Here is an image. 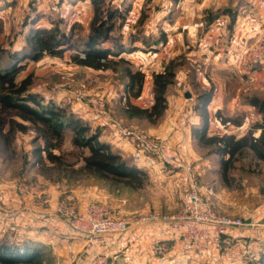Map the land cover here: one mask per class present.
Wrapping results in <instances>:
<instances>
[{
  "label": "rangeland",
  "instance_id": "rangeland-1",
  "mask_svg": "<svg viewBox=\"0 0 264 264\" xmlns=\"http://www.w3.org/2000/svg\"><path fill=\"white\" fill-rule=\"evenodd\" d=\"M107 1L121 8L130 7L126 20L130 22L120 30L124 43L128 45L133 35L144 38L133 44L136 51L123 55L131 61L134 69L159 73L171 59L177 58L176 61L182 64L178 73L185 72L189 77L193 74L196 77L198 69L207 68L209 64H204L207 59L216 61L218 57L217 61L221 62L227 57L235 58L231 37L228 36L224 46L216 45L218 40L209 32V27L227 17L224 29L232 33L237 16L243 15L241 8L248 4L247 0ZM78 2H5L0 5V47L8 51L21 50L28 33L38 28L72 35L75 42L83 40L89 33L92 18L89 22L85 18L78 19L80 13L76 12L84 14L82 11H85L73 9ZM143 13L146 20L140 29L138 21ZM160 32H165V42L157 41ZM118 34L115 32L114 35ZM262 34L264 32L250 39L253 41L244 47V54ZM145 40L156 41L148 48ZM178 42L180 48L176 46ZM75 52L76 49H70L63 57L27 60L22 63L26 66L22 67L17 79L29 78V92L38 95L45 104L50 102L76 114L93 131L100 130L102 134L103 128L109 126L115 131V136H119L117 130L120 125L135 132L148 133L164 143L149 131L146 121L126 117L123 108L128 94L122 79L123 68L115 72L81 67L70 60ZM172 55L173 58L169 59ZM142 59L143 63L139 62ZM196 92V87H191V93L196 95ZM180 98L185 97L181 94ZM141 99L144 105L149 103L148 98L143 97L131 101L138 105ZM100 102L104 103L103 114L99 113ZM91 121L101 122L103 126L93 125ZM213 128H209L210 136L234 134L239 137L249 129L236 132L228 125L223 129L226 132H219ZM34 138L35 132L30 129L27 133H17L10 149L0 142V243H6L20 254L27 247L36 246L40 251L36 262L40 264H93L99 258L105 259L106 264H133L134 254L141 249L139 230L152 234L149 243L155 262L145 264H256L264 254V163L256 164L250 156L240 158L229 171L228 179L224 180L219 158L210 153V148L191 142L190 151L194 155L191 158L185 148L180 152L164 146L166 153L180 160V168L166 167L154 157L151 160L157 164L158 170L152 173L135 162L147 173V180L142 189L133 190L122 184L74 176L69 171L61 172L48 162L46 166L39 165L32 151L42 142L34 144ZM63 150L76 153L70 137ZM69 161H75L74 157ZM193 193L199 201L202 200V205L191 201ZM64 200L79 211L88 205H99L112 217L131 222L147 216H156L159 220L134 225L126 235L108 236L103 244L90 247L58 213V204ZM186 207L190 208L191 216L201 215L209 207L219 216L240 219L244 226L229 230L226 236L192 241L184 229L176 227L175 220H162L163 217L179 215ZM212 229L215 228L210 227L209 230Z\"/></svg>",
  "mask_w": 264,
  "mask_h": 264
},
{
  "label": "trees",
  "instance_id": "trees-1",
  "mask_svg": "<svg viewBox=\"0 0 264 264\" xmlns=\"http://www.w3.org/2000/svg\"><path fill=\"white\" fill-rule=\"evenodd\" d=\"M90 1L93 17L89 33L83 40L75 42L72 35L66 36L50 29L38 28L28 33L21 50L8 51L0 47V142L10 149L17 133H27L33 129V143L42 142L32 151L39 165L46 166L48 162L53 168L61 172L69 171L74 176L114 182L140 190L145 185L147 173L139 168L132 158L124 157L111 143L101 140L100 130L93 131L91 126L83 123L76 114L66 108L53 106L50 102L45 104L38 95L29 92V78L21 81L17 79L22 67L26 66L22 65L23 62L39 61L45 56L63 57L66 50L76 49L70 56L75 65L115 72L118 68H123L122 79L128 94L123 111L128 119L146 121L149 127L158 126L163 121L168 109V97L177 85L176 77L182 64L176 61L177 58H173L162 72L153 73L152 105L147 108L135 105L131 99L141 98L146 75L142 70L134 69L131 61L123 55L136 51L133 44L144 38L133 35L128 45L124 43L120 30L126 23L130 7L121 8L107 0ZM145 20L143 13L138 21L140 29L143 28ZM115 32L119 34L114 35ZM155 41L144 42L150 48ZM157 41H166L165 32L159 33ZM190 78L197 91L193 111L200 119L199 124L191 128L192 141L202 148H210V153L219 158L223 179H228L229 171L240 158L250 156L256 164L264 163V93H254L243 100V103L253 107L259 116V121L253 123L244 135L210 136L208 107L213 98L214 87L202 89L194 83V74ZM216 116L224 125L231 123L241 126L244 113L233 119L225 118L219 112ZM68 137L72 147L77 150L76 153L63 150ZM72 157L75 161L70 163L69 158ZM39 252V249L33 246L27 247L20 254L6 243H0V264H33L39 260ZM256 264H264V254L258 258Z\"/></svg>",
  "mask_w": 264,
  "mask_h": 264
},
{
  "label": "crops",
  "instance_id": "crops-1",
  "mask_svg": "<svg viewBox=\"0 0 264 264\" xmlns=\"http://www.w3.org/2000/svg\"><path fill=\"white\" fill-rule=\"evenodd\" d=\"M247 1V6L241 8V13L243 12V15L237 16L232 33H228L224 29L228 22L227 17L221 18L218 23L209 27V32L214 34V38L218 40L216 45L224 46L225 42L227 43L226 39L228 36L231 37L230 44L233 46V50H235V58L230 56L231 58L227 57L226 61L222 60L221 62L217 61L218 57H216V61H208L207 59L204 64H209L208 67H204L202 70L198 69L194 81V83L205 90L210 89L212 86L214 87L213 98L208 109L210 113V126L214 127L213 129L219 132L221 130L224 131V127L228 125L234 127L236 132H242L250 128L253 123L259 121V116L255 113L254 108L245 105L243 100L245 97L254 93H264V61L258 65H251L245 59L244 47H247V45L253 41H250V39L256 34L264 32V0ZM5 2H9V0L1 2L0 5L2 6ZM78 8L85 9V11H82L84 14L76 12L80 13V15L77 16L78 19L83 20L85 18L87 19L86 21L89 22L93 16L90 0L83 2L79 1L73 9L77 10ZM128 22H130V20L126 22L125 27L128 26ZM176 46L180 48L179 42L176 43ZM177 51L179 52V50ZM170 58H173V55L169 57V59ZM143 61L142 59L139 62L143 63ZM162 69L163 66L159 71ZM143 72L146 77L141 98H148L149 103L144 105L141 99V101H138V105L147 108L153 103L152 73H149L147 70ZM176 80V89L168 97V109L165 118L157 128L150 127L149 131L162 139L164 142L163 145L167 149L171 148L173 150L175 148L181 152L182 149L185 148L186 153L190 154L189 156L191 158H194L193 153L190 151L191 142H193L191 128L194 125H198L200 119L193 111L196 99V95L191 93L193 81L185 72L181 71L177 74ZM186 93L190 94V99L185 96ZM181 94L184 95V99L180 98ZM218 112L223 117L231 119L244 113L243 122L241 126H235L231 123L224 125L216 116ZM99 124L103 126L101 122H93V125ZM244 134L245 133L242 132L240 136ZM101 139L111 143L124 157L132 158L138 166L143 168L146 167L152 173L158 168L157 164L152 161L151 158H147L141 154L136 155L134 147L124 139L119 138L117 134L115 136V131L113 132L111 127L108 126L103 128ZM137 232L140 239L138 243L141 249L134 254L136 258L132 263L145 264L146 262H155L149 243L152 234L143 232L142 230ZM136 236L137 235H135L134 238Z\"/></svg>",
  "mask_w": 264,
  "mask_h": 264
},
{
  "label": "built area",
  "instance_id": "built-area-1",
  "mask_svg": "<svg viewBox=\"0 0 264 264\" xmlns=\"http://www.w3.org/2000/svg\"><path fill=\"white\" fill-rule=\"evenodd\" d=\"M246 60L251 65H258L264 61V35L253 42L245 52ZM99 113L104 112V103L98 104ZM118 125V124H117ZM118 135L125 141L130 143L136 155L148 156L151 159L159 158L162 163L171 169L180 168V160L169 155L164 150L163 143L156 140L155 137L145 132H135L126 127L118 125ZM190 199L195 205H202L196 193L191 194ZM196 207V206H195ZM190 208L186 207L175 217H163L162 220L176 222L177 228L185 230L187 238L192 241L207 239L210 237L226 236L231 229L243 228L244 224L240 219H232L229 217L219 216L212 213L209 207L202 212L201 215L189 213ZM58 213L66 219L69 226L73 228L75 233L82 237L86 244L94 247L97 244H103L108 236L126 235L134 225H141L144 222L150 223L159 220L156 216L142 217L133 222L126 219H117L110 215V212L99 205H88L83 211L76 209L70 202L64 200L58 204ZM204 227H201V226ZM210 227H214L210 231ZM14 230V228H12ZM93 264H106L105 259H97Z\"/></svg>",
  "mask_w": 264,
  "mask_h": 264
},
{
  "label": "water",
  "instance_id": "water-1",
  "mask_svg": "<svg viewBox=\"0 0 264 264\" xmlns=\"http://www.w3.org/2000/svg\"><path fill=\"white\" fill-rule=\"evenodd\" d=\"M187 98H190V94L189 93H186L185 95Z\"/></svg>",
  "mask_w": 264,
  "mask_h": 264
}]
</instances>
